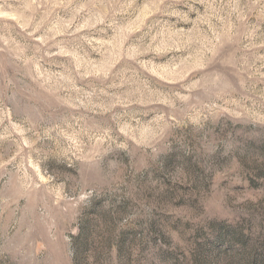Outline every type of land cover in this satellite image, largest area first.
Here are the masks:
<instances>
[{
    "label": "rangeland",
    "instance_id": "rangeland-1",
    "mask_svg": "<svg viewBox=\"0 0 264 264\" xmlns=\"http://www.w3.org/2000/svg\"><path fill=\"white\" fill-rule=\"evenodd\" d=\"M0 264H264V0H0Z\"/></svg>",
    "mask_w": 264,
    "mask_h": 264
}]
</instances>
